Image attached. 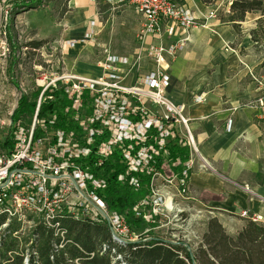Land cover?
<instances>
[{"label":"built area","instance_id":"built-area-1","mask_svg":"<svg viewBox=\"0 0 264 264\" xmlns=\"http://www.w3.org/2000/svg\"><path fill=\"white\" fill-rule=\"evenodd\" d=\"M90 1L97 3L98 0ZM103 1L109 7L123 2L134 7L142 17L137 34L140 41L147 35L157 39L172 36L178 28L187 34L199 24L200 19L204 20L200 26L207 27V19L217 18L215 8L202 14V17L196 15L189 4L191 0ZM102 15L103 11L98 8L95 17L89 20L80 42L95 43L98 29L104 25ZM187 39L185 35L168 45L161 41L149 44L145 50L139 49L132 60L126 55L113 53L108 46L102 47V56L97 60L102 72L96 77L65 68L58 72L50 65L33 79L29 95H26L27 89L22 85L19 89L3 86L0 98L9 92L15 100H19L22 95L31 99L36 93V105L32 115L26 118L12 120L11 115L16 107L14 104H11L5 117L0 116V214L5 213L8 218L15 217L22 223V228L33 225V221L28 218L33 215L43 218L48 226L52 225L51 218L54 215L63 212L75 218L91 220L100 216L118 237L134 241V237H130L135 236L134 231L127 225L124 216L109 212L97 193L106 186L105 178L95 176L88 165L76 159L86 158L94 146V164L97 166L118 148L120 160L126 165L129 175L128 182L138 187V178L134 173L142 172L156 163L155 157L160 151L166 153L169 136L180 134L189 154L197 153L188 121L183 116V105L173 103L165 94L169 84L165 55L174 58L183 50ZM76 43V40L68 39L64 42L69 47H74ZM144 55L152 57L155 68L140 75L137 82L126 84V73L138 68ZM121 66L127 70L121 69ZM258 84L260 88L264 86L263 81H258ZM56 93L58 98L67 99L68 105L64 110L73 111L78 132L58 127L54 112L40 116L42 103L55 100ZM84 95L88 101V112L84 106ZM254 105L264 107V92L257 96ZM231 125L232 118L228 117L226 129L229 130ZM9 132L12 142L7 148L4 140ZM3 133L6 135L1 138ZM96 138L100 141L94 144ZM176 163H180L179 158L173 162ZM192 164V160L187 158L180 172L170 178L153 168L149 193L134 206L136 214L146 220L152 214L162 213L163 205L171 209L173 195L183 197V194L190 192L188 178ZM159 176H163L167 186H173L165 202L153 189L154 180ZM124 178L123 174L118 175L119 180ZM241 215L254 221L260 218L256 214L248 215L245 210ZM2 226H6V222Z\"/></svg>","mask_w":264,"mask_h":264},{"label":"crops","instance_id":"crops-1","mask_svg":"<svg viewBox=\"0 0 264 264\" xmlns=\"http://www.w3.org/2000/svg\"><path fill=\"white\" fill-rule=\"evenodd\" d=\"M189 4L195 14L202 17L216 0L214 4H205L201 0H191ZM99 5L105 7L108 4L102 0L97 3L69 1L73 15L67 18L70 20L68 25L73 26L70 34L77 43L74 47L61 43L66 70L91 77L101 74L97 61L87 63L80 57L83 44L95 46L93 41L80 40L89 20L95 17L96 7L105 9ZM247 15L252 17L246 19L247 25L240 36L230 23L217 17L207 19V27L200 26L204 21L200 19L187 34L178 28L172 36L161 39L147 35L133 47L145 50L152 43L161 41L168 45L188 36L185 47L174 58L165 55L169 75L165 94L173 103L183 105V116L197 147V153L188 155L193 162L188 178L191 198L230 233L240 230L249 219L241 215L243 210L248 215H258L259 221L264 223V109L254 105L257 84L249 76L263 57L255 56L249 33L257 16L254 13ZM139 17L141 24L142 17ZM101 50L102 47L99 58ZM155 66L152 57L144 55L139 67L126 73L124 82H137L140 75ZM121 69L127 70L125 66ZM228 117L232 118L229 130L226 129Z\"/></svg>","mask_w":264,"mask_h":264},{"label":"trees","instance_id":"trees-1","mask_svg":"<svg viewBox=\"0 0 264 264\" xmlns=\"http://www.w3.org/2000/svg\"><path fill=\"white\" fill-rule=\"evenodd\" d=\"M201 1L205 4L215 3V0ZM41 2L28 0L23 6L33 8ZM248 13L257 14L255 25L249 31L253 47L256 50L264 49V0H231L227 13L219 19L230 23L240 36V23ZM56 96L55 100L42 103L40 116L54 112L58 127L78 132L73 111L64 110L68 105L67 99L58 98V93ZM83 97L88 112V101L85 95ZM35 98L36 93L31 99L22 95L12 112V120L31 116L36 105ZM99 141L96 138L94 144ZM11 142L9 132L4 146L9 148ZM183 142L184 138L178 133L169 136L166 153L160 151L155 157L156 163L142 172L134 173L138 178V187L128 182L129 175L126 165L120 160L118 148L97 166L94 164V146L86 158L76 161L88 165L95 176L105 178L106 186L97 193L104 200L107 210L122 214L127 225L139 231L148 224L141 215L136 214L134 206L149 193L152 169L159 170L167 178L178 174L189 155V149ZM178 158L180 163L173 164ZM120 174L124 175L123 180L118 179ZM28 218L33 225L22 228V223L15 217L0 214V264H264V223L252 219H246L239 231L229 234L216 217H211L201 241L190 251L188 245L181 241L157 237L152 233L153 225H150L146 235L122 243L113 238L107 221L100 216L91 220L75 218L63 212L51 218V226L46 225L41 217ZM5 222L6 226H2Z\"/></svg>","mask_w":264,"mask_h":264},{"label":"rangeland","instance_id":"rangeland-1","mask_svg":"<svg viewBox=\"0 0 264 264\" xmlns=\"http://www.w3.org/2000/svg\"><path fill=\"white\" fill-rule=\"evenodd\" d=\"M27 1L0 0V91L3 86L8 85L17 89L22 85L27 89L26 95H29L33 79L41 71L52 66L60 72L65 67L61 43L75 38L70 34L73 26L68 25L70 20L67 19L73 15L69 8L70 0H42L33 8L23 6ZM228 1L216 0V4L212 6L216 9L218 19L227 13ZM99 7L105 8L102 9L104 25L95 36V46L83 44L85 47H82L80 57L87 63H95L100 56V47L108 46L113 53H124L132 60L139 51L133 49L140 41L137 37L139 15L133 6L124 2L113 7L108 5ZM251 17L246 15L240 23L241 35L247 25L246 19L250 20ZM253 52L257 58L264 57V49L253 48ZM260 62L263 63L259 65ZM257 63V67L249 76L257 84V96H261L264 86L260 88L258 81L264 82V60L260 59ZM17 100L18 98L15 100L9 92L3 94L0 98V116L5 117L11 103L17 105ZM5 135L6 133H3L1 138ZM172 187L166 185L163 176L154 180V193L164 198V202L169 196L168 193L173 191ZM191 195V192L183 194V197L173 195L171 209L163 205L162 213L152 214L146 220L143 218L148 224L147 227L139 231L132 228L137 237L132 235L130 237L136 240L139 235H146L150 225H153L152 233L157 237L173 242L181 241L188 245V248H194L201 241L208 220L214 216L196 205ZM225 230L229 234L236 233H230L226 228Z\"/></svg>","mask_w":264,"mask_h":264},{"label":"water","instance_id":"water-1","mask_svg":"<svg viewBox=\"0 0 264 264\" xmlns=\"http://www.w3.org/2000/svg\"><path fill=\"white\" fill-rule=\"evenodd\" d=\"M105 217V216H104ZM106 218V217H105ZM111 234H112V236H113V238L116 240V241H118V242H122V243H127V242H129V241H126V240H123V239H121L120 237H118L114 232H112L111 231ZM190 251H191V249L190 248H188Z\"/></svg>","mask_w":264,"mask_h":264},{"label":"bare ground","instance_id":"bare-ground-1","mask_svg":"<svg viewBox=\"0 0 264 264\" xmlns=\"http://www.w3.org/2000/svg\"><path fill=\"white\" fill-rule=\"evenodd\" d=\"M167 203L169 204V203H170V201H169V200H167Z\"/></svg>","mask_w":264,"mask_h":264}]
</instances>
